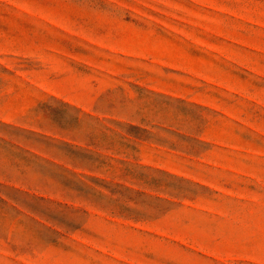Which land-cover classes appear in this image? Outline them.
Instances as JSON below:
<instances>
[{
  "label": "rangeland",
  "instance_id": "1",
  "mask_svg": "<svg viewBox=\"0 0 264 264\" xmlns=\"http://www.w3.org/2000/svg\"><path fill=\"white\" fill-rule=\"evenodd\" d=\"M0 264H264V0H0Z\"/></svg>",
  "mask_w": 264,
  "mask_h": 264
}]
</instances>
